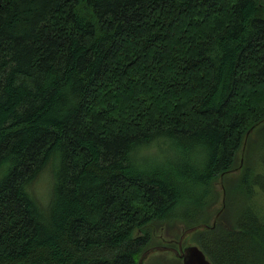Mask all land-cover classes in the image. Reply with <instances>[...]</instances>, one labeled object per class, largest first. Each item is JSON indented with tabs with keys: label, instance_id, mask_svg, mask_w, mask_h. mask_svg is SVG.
Instances as JSON below:
<instances>
[{
	"label": "trees",
	"instance_id": "trees-1",
	"mask_svg": "<svg viewBox=\"0 0 264 264\" xmlns=\"http://www.w3.org/2000/svg\"><path fill=\"white\" fill-rule=\"evenodd\" d=\"M255 123L244 163L264 0H0V264H139L157 222L215 219ZM252 205L200 236L214 264H264Z\"/></svg>",
	"mask_w": 264,
	"mask_h": 264
},
{
	"label": "rangeland",
	"instance_id": "rangeland-1",
	"mask_svg": "<svg viewBox=\"0 0 264 264\" xmlns=\"http://www.w3.org/2000/svg\"><path fill=\"white\" fill-rule=\"evenodd\" d=\"M255 134H256V132H255ZM261 135H262L261 132L257 133L256 139L253 140V142L249 148V152L246 155L245 163L243 161V164H241V160L238 159L237 166H235L234 172L228 177L227 181L224 184L225 191L227 194V199H228V205L225 206V209H223V205L220 203L221 198H218L217 200L215 198L213 199V200H215V202L213 204L214 214L211 216L212 219L215 218L217 216V214L223 209L222 213L219 215V217L221 215H223V216L225 215V220L229 224H232L235 221L241 206L242 205L244 206L246 201H249L250 203H252L253 204L252 207L254 206L255 209H257L260 213L264 214V194L262 193V190L257 188L254 191L251 198H248L245 195V192L242 191V188H243L242 179H243V176H245V177L248 176L246 173L247 171H251L252 174L253 173L256 174V172H263L264 171V151L261 148V142H262V136ZM261 151L263 154H261ZM250 179L253 180V178H250ZM216 181H218V183H219L220 179L215 180V182ZM216 186H217L218 192L221 191L220 186L215 184V188H216ZM222 194H223V192H221V197H222ZM212 198H213V196L210 198V200H212ZM229 209H230V211H229ZM225 210H226V214H225ZM225 220H223L222 223H220V226L223 225V222ZM201 222H204V221H201V220H200V222L194 221V222H192V224L188 225L185 222L178 220V221H175L174 226H177V223H179V224L181 223V225L185 224V226L189 227L193 224L201 223ZM174 226L172 224H169L168 221L157 222L155 224L153 230L151 229V232H152L151 234H152V236H154L155 228L157 229L156 231L158 233H160L162 230H166L168 227L174 228ZM175 230H177V229L174 228V230H172V231H175Z\"/></svg>",
	"mask_w": 264,
	"mask_h": 264
},
{
	"label": "flooded vegetation",
	"instance_id": "flooded-vegetation-1",
	"mask_svg": "<svg viewBox=\"0 0 264 264\" xmlns=\"http://www.w3.org/2000/svg\"><path fill=\"white\" fill-rule=\"evenodd\" d=\"M202 224L212 227V223L201 222L189 227L177 223V226H174L177 230L172 231L174 228L168 227L160 233L155 228L154 241L148 247V249H153V252L147 256L144 264H184L183 255L190 246H198L205 253L206 258L213 263L199 241L200 236H204V232L212 231L216 225L209 229V227L200 226Z\"/></svg>",
	"mask_w": 264,
	"mask_h": 264
},
{
	"label": "water",
	"instance_id": "water-1",
	"mask_svg": "<svg viewBox=\"0 0 264 264\" xmlns=\"http://www.w3.org/2000/svg\"><path fill=\"white\" fill-rule=\"evenodd\" d=\"M257 126H258V124L255 123L246 133L245 141H244V147H243V153H242V158H241V164H243V161H244V152H245V146H246L248 137H249L250 133L254 130V128ZM218 185L220 186V189L223 192L220 203L223 205V209H225L226 191H225V186H224V174H222L220 176V181H219ZM222 210L217 214V216L215 217L213 222H211L212 227L208 226L207 224H202L200 226L209 227V229L215 227L216 222H217V218L222 213ZM151 252H153V249H147L142 254L140 261H139V264H144L145 259L147 258V256ZM183 256H184V264H213L210 260H208L206 258L205 253L198 246H190L189 248H187L186 252H184Z\"/></svg>",
	"mask_w": 264,
	"mask_h": 264
}]
</instances>
